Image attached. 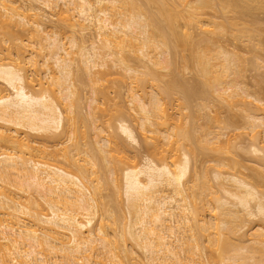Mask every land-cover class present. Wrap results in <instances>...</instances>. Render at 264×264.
Listing matches in <instances>:
<instances>
[{"label":"bare ground","instance_id":"1","mask_svg":"<svg viewBox=\"0 0 264 264\" xmlns=\"http://www.w3.org/2000/svg\"><path fill=\"white\" fill-rule=\"evenodd\" d=\"M45 7L55 12H46ZM206 8H212L213 15L216 12L214 16H219L220 20L203 16ZM256 11L264 14V0H0V264H264V189L257 187L264 181V170H259L260 166L255 171V166L242 161L248 165L246 167L240 159H235L233 167H229L234 170L225 171L222 159L232 153L236 143L241 144V141H232L231 136L240 133L220 139L232 123L222 124L211 112L214 122L218 119L222 125L215 122L211 130L201 126L202 130L201 124L196 127L192 114L195 110L198 117L196 110L205 107L203 116L204 113L210 115V108L206 110L210 107V95L213 101L216 97L219 102H215L221 103L220 107L224 105V109L240 108L242 123L250 132V151L264 165V105H258L264 93L261 90V97L254 96L264 79H259L260 76V83L256 80L259 88L254 92L250 90L251 94L249 89L243 88L240 80L243 76L231 78L239 75L244 66L241 63L246 57L241 59L238 54L242 50L237 51L235 47L236 53L229 46L236 55L229 50V44L228 48L221 44L223 40L219 41L221 45L214 44L212 53L208 47L214 38L218 40L211 34L219 32L227 34H222L227 40L232 36L241 44L253 40L255 43L257 38L253 36L264 30L260 28L264 25L257 24H264V20L261 22ZM51 13L57 15L58 28L69 31V35L62 31L66 33V40L50 26ZM238 16L240 20L241 16L247 19L252 16L254 20L248 25L251 21L245 22V17L244 24L239 25ZM14 27L25 35L22 32L14 35L12 28L17 30ZM196 28L202 34L194 38ZM88 30L93 32L94 40L86 45L82 36ZM202 40L201 45L208 41L206 48L210 52L202 50L203 45H199L201 49L196 47ZM262 41H258L261 47ZM235 42L232 44L236 46ZM73 47H77L81 60L71 56L76 52L71 51ZM185 48L186 52L189 50L187 54L181 52ZM128 51L131 56L133 53L134 59L128 57ZM177 55L183 62L179 64L185 65L183 69L189 65L192 80L183 77L179 69L182 66L176 64ZM116 66L120 70H116ZM110 68L115 69L112 74L118 73L119 79L126 82L129 102L137 116L133 117L132 112L128 114L125 107L127 115L119 110L121 113L113 117L111 109L110 119L105 122L107 106L104 105L109 101L103 96L104 101L98 99L101 94L95 96L93 91L97 88L90 87L94 95L89 96L94 101L91 106L96 105L89 106L91 109L88 108V115L84 116H91L87 128L96 130L97 140L93 130V141L83 142L87 128L85 124V130L82 129L85 117L81 115L83 110L80 113L81 100L77 101L80 92L74 84L78 79L74 76L83 70L96 86L94 84L101 79L111 77L108 76ZM159 68H169L168 78ZM225 76L228 80L224 81ZM212 92H216L215 97ZM191 105L188 115L177 111L189 109ZM173 107L176 111H170ZM182 116L191 124L186 121L184 126ZM131 122L140 127L138 135L146 148L140 158L124 148V142L138 141ZM216 125L219 131L212 130ZM32 133L41 134L42 141L34 144L30 138ZM245 136L241 138L244 140ZM90 141L98 146L94 144L92 148ZM240 144L236 149L243 146ZM246 144L241 148L243 151L249 150ZM228 146H231L230 152ZM208 152L217 155L216 166L209 165L214 185L210 182L212 179H208L209 166L195 164L197 155L206 156ZM223 152L227 153L226 157L219 156H223ZM232 158H226L231 165ZM236 162L255 173L248 171L247 174L234 168ZM104 170L106 175L110 174V179L103 176ZM246 175L253 178L246 179ZM257 177L262 181H257ZM107 185L111 186L115 199L109 207L100 200L104 198L101 191ZM120 191L128 215V221L123 220V223L119 217L123 211L117 212L120 206L116 197H121L117 196ZM41 204L46 212L40 209ZM95 216L97 221L93 223ZM246 222H253L255 227L244 231ZM115 223L119 226L113 227ZM117 227L119 230L115 229ZM131 240L135 249L126 243ZM137 247L145 254L144 263L142 258L137 261L136 256L131 257Z\"/></svg>","mask_w":264,"mask_h":264},{"label":"rangeland","instance_id":"2","mask_svg":"<svg viewBox=\"0 0 264 264\" xmlns=\"http://www.w3.org/2000/svg\"><path fill=\"white\" fill-rule=\"evenodd\" d=\"M44 9L46 10V12H52V13L55 12V11H51V10H49L47 7H45ZM56 9H58V8H56ZM207 9H210V10H207ZM211 9H212V8H206V12H205V14H203V16L210 17V18L213 17V18H214L213 20H215V21L218 20V19L220 20V17H219V16H218L219 18L216 16V17H217V19H216V17L214 16L216 12H215L214 15H213V11H214V10L212 9V11H211ZM208 11H209V12H208ZM210 12H211V13H210ZM259 12H261V11H259ZM52 13L49 15V19H50L51 22L48 21L49 24H50V26L52 25L53 28H55L54 30L56 31V33H58L57 35H58L59 37H60V36H63V37H65L64 39L66 40L67 38H66V35H65L66 33H65V32H66L67 30L65 31V29L62 30V28H58V24H60V23L56 24V21H57L56 18H57V17H55V16H57V15H56V14L53 15ZM255 13H256V14H255ZM255 13H254L255 15H257V14H258V16L260 15L259 18H261V22H262V20H264V14L258 13L257 11H256ZM227 14L230 15V13H227ZM229 15H228V16H229ZM230 16H232V15H230ZM241 17H242L241 20L239 19V18H240L239 16L237 17L239 20L236 19V20L240 21V23L237 22L239 25H242V23H243L242 20H244L243 18H245L246 16H244V17L241 16ZM247 18H248V17H246V18H245L246 20H244V21H245V22L248 21V20L251 21L250 23H247L248 25H249V24L251 25L252 20H254V19H252V16L249 17V19H247ZM253 18H255V17L253 16ZM256 18H258V17L256 16ZM55 19H56V20H55ZM211 19H212V18H211ZM255 21H256V19H255ZM54 22H55V24H54ZM257 22H259V20H257ZM51 23H52V24H51ZM262 23H264V22H262ZM243 24H244V23H243ZM257 24H258L259 26L264 25V24H259V23H257ZM252 25H253V24H252ZM54 26H55V27H54ZM259 26H258V28H259ZM59 27H60V26H59ZM14 28H15V27H14ZM56 28H58V29H60V30L58 31V29H56ZM260 28L264 29V26H262V27H260ZM15 29H17L18 31H17V30H14V29L12 28V31H13L14 35H19V34L22 32V31H20V30L18 29V27H16ZM218 30H219V29H218ZM14 31H15V32H14ZM19 31H20V32H19ZM62 31H65V32H62ZM194 31H197V32H198V34H197V32H196V36H193L194 38L199 37V36L202 34V33H200V32L198 31L197 28H196V30H194ZM258 31H260V30H258ZM258 31H257V32H258ZM60 32H61V33H60ZM68 32H69V31H67V33H68ZM87 32H89V30H88ZM87 32L83 34V35H84V36H82L83 38H82L81 36L79 37L78 33H76L77 36H76V34H75V36L78 37L79 40H81V38H82V40L85 41V42L83 41V44H86V45H87V43L89 44V41H90V40H92V39L94 40L93 32H92V31H91L92 33H91V32L87 33ZM257 32H255L254 35H257ZM262 32H264V30L258 32V35H257V36H253V38H255V39L257 38V39H258V40H257V39L255 40V43L257 42V44H258V46H257V44H256L257 47L253 45V44H255V43H253V41H254L253 39H252L253 41H249L250 43H251V42L253 43V44H252L253 47H252V46L249 45V42H248V43L246 42V44H241L240 42H239V43H238V42H235L236 40H234L233 38H231L232 36L229 37L230 40H227L228 37L226 38L224 35H222V34H225V33H222V32H219V33L221 34V35H220V38H219V33H218V34H217V33H216V34L213 33V35L210 33L211 36H217V37H218V40H216V38L212 37V38H214V39L216 40V41H215L216 43H215V42H214V39H213V42H212L213 45H212L211 42H210V44H209L208 41H207V43H208L209 46L207 45V43H205L206 46H205L204 44H202V45H203V48H202V47H201V46H202V45H201V42L204 43V40H202V41H199L200 43H199L196 47H198V48H200V49L202 48V50L204 49V51L206 50L205 52H210V51H211L210 53H212V51L214 50V48H213V50H211L212 47H213V46H216L217 44H220V42H222V40H223L224 42L221 43V44H223V46L225 45V48H228V47L230 46V47H232V48L235 50V52H236L237 48L239 49V50H237V51L242 50V53H241V51H240V52H238V54H241V55H240V56H242L241 59H243V58L246 57V58L244 59L245 61H244V62L242 61V63H241V64L244 65V66H241V65H240V66H241V70H239V75H233V76H231V78L234 77V78H236V79H239V78H241V77L243 76L242 79H240V80L242 81V85L244 84V87H243V88H245L246 90L249 89V92L251 93L252 91L254 92V91L258 90V88H259V84L257 85L256 80L258 81V78H259L260 76H261V78H259V79H264V78H262V77H264V65H262V64H264V63H261L262 61H264V51H262V50H264V45H262V47H261V44H262V43H261V42H260V43L258 42L259 39H260V41L264 40V33H262ZM16 33H17V34H16ZM63 33H64V35H63ZM206 33H207V32H206ZM206 33H205V34H206ZM260 33H262V34H260ZM194 34H195V33H194ZM199 34H200V35H199ZM203 34H204V33H203ZM205 34H204V35H205ZM207 34H209V33H207ZM207 34H206V35H207ZM259 34H260L261 36H260ZM20 35H21V34H20ZM22 35H25V34L22 32ZM68 35H69V33H68ZM68 35H67V36H68ZM225 35H227V34H225ZM202 36H203V35H202ZM202 36H201V37H202ZM228 36H229V35H228ZM21 37L23 38L24 36H21ZM25 37H26V36H25ZM224 37H225L226 39H225ZM260 37H261V38H260ZM194 38H193V40H192L193 42H194ZM210 38H211V37H210ZM191 39H192V38H191ZM219 39H220V40H219ZM224 39H225V40H224ZM231 39L234 40L233 42L237 43L236 46H235V44H232L233 42H232ZM77 40H78V39H77ZM195 40H198V38L195 39ZM211 40H212V39H210V41H211ZM226 40L228 41V43H225ZM219 41H220V42H219ZM227 41H226V42H227ZM229 41H230L231 43H230ZM81 42H82V41H81ZM262 42H264V41H262ZM224 43H225V44H224ZM242 43H243V42H242ZM244 43H245V42H244ZM214 44H216V45H214ZM221 44H220V45H221ZM227 44H229L228 47H226ZM239 44L242 45L243 48H244V47H248V48H247L248 51H249L250 49H252V50L249 51V53H247V52H248V51L246 52L247 49L244 48V50H243V49H242V46H241V48H239V47H240ZM0 45H1V44H0ZM199 45H201V46H199ZM247 45H249V46H247ZM207 46H208L209 48L211 47V48H210V51H208V48H206ZM259 46L262 48L261 51H260V47H259ZM230 47H229V50L232 49V48L230 49ZM235 47H237V48H235ZM76 48H77V47H76ZM76 48L73 47L72 50H71V49H70V50L74 52V50L76 51ZM198 48H197V50H198V52H199L200 50H199ZM205 48H206V49H205ZM249 48H250V49H249ZM254 48H255V49H254ZM256 48H258V49H256ZM253 50H254V52H255L256 54L252 52ZM256 50H257L258 53L256 52ZM77 51H78V50H77ZM77 51L74 52V53L76 54V56L74 55V53H72L73 55H71L72 57H74V59H75V57H77L78 59H79V57H80V56L78 57V54H77L78 52H77ZM188 51H189V50H188ZM188 51H187V52H188ZM204 51H202V52H204ZM231 51L234 52L233 50H231ZM243 51H245V52H243ZM125 52H127V51H125ZM128 52H129V51H128ZM181 52L187 54V52H186V48L184 49V51H181ZM235 52H234V53H235ZM250 52H252L251 55H250ZM130 53H131V52H129V54H128V55H129V56H128L129 58H130V56H131ZM179 53H180V51H179ZM236 53H237V52H236ZM236 53H235V54H236ZM125 54H126V53H125ZM181 54H182V53H181ZM238 54H236V55H238ZM242 54H243V55H242ZM248 55H250V57H249ZM254 55H256V56H255L256 58L253 57ZM132 56H133V53H132ZM132 56H131V58H133ZM177 56H178L177 59L179 60V62H178V60L176 59V64L179 66V65H181V64H179V63L181 62V63L183 64V62H182V60H180L179 55H177ZM240 56H239V57H240ZM161 57H162V56H161ZM184 57H185V56H184ZM186 57H187V55H186ZM251 57H253V58H251ZM259 57H260V58H259ZM131 58H130V59H131ZM248 58H249V59L251 58V61H252L251 64H253V65H254L255 62H258V63H256V65L258 66V68H257V66H255V65H254V68H253V66L251 67V64H250L251 61H249ZM257 58H258L259 61L257 60ZM130 59H129V61H130ZM133 59H134V58H133ZM254 59H255L256 61H255ZM80 60H81V57H80ZM247 60H248V61H247ZM253 60H254L255 62H253ZM75 61H76V62H75ZM75 61H74L75 63H77V64L79 63V61H77V60H75ZM129 61H128V62H129ZM109 62H110V61H109ZM80 63H81V61H80ZM80 63H79V64H80ZM129 63H134V62L131 61V62H129ZM246 63H248V64H246ZM249 64H250V66L248 67ZM259 64H260V65H259ZM80 65H81V64H80ZM82 65H83V63H82ZM82 65H81V66H82ZM245 65H247V68H248L249 70H247V68H245V67H246ZM181 66H182V67H179V69L181 70L180 72L183 73V75H184L183 77H186L187 79L192 80L191 77H193V75H191V72H192V71H190L191 69H190V70L188 69L189 65H188V67H187V66L185 67L186 69H185V68L183 69V67H184L185 65H181ZM259 66H260V67H259ZM190 67H191V66H190ZM243 67H244V68H243ZM250 67H251L252 69H251ZM103 68H104V67H103ZM107 68H108V67H107ZM112 68H113V66H112ZM112 68H110L111 73L108 71V74H109L108 76H111V77H110V78L108 77L107 80H105V78H103L104 80L101 79L102 81H101L100 83H97V82H96L97 84H94V85H96V86H93V82L90 80V78L87 79L86 75L84 74L85 72L83 73V70H82V73H81V71H77V72H78V73H77L78 76H77L76 73H75L76 76H74V77L77 78L78 80H77L76 82L74 81L75 83H74V82H73V83L75 84V89L77 90V92H78V93L80 92V93H79L80 98H79V100L77 99V101L79 102V101L81 100V103H80V102H79V103H80V106H82V107H81L82 109L80 110V108H79V110H80V113H81V111L83 110V111H82L83 113H81L82 116H84V115H85V116L88 115L89 109H91V108H89V106H91V103L93 104V102H94V101H93V102L91 101L92 99H89V96H90V95H91V96H94V95H95V96L98 97V95H96L97 93L101 94V96L99 95L100 98H98V99L103 100L104 98H106V99H108V101H109V102L106 103V105H104V106H107L106 110L108 111V112H107L106 110H104V115H105L104 117H105V118H104V117H103V118L105 119V120H104L105 122H106L108 119H110L109 116H108L109 110H110V112L113 110V111H112L113 113L111 112V113H112V116H113V114H115L113 117H116L117 115H119V114L121 113V112H118V111L120 110V111H122V113H123V112L125 111L124 108L126 107V110L128 111V114H130V113L132 112L131 115H132L133 117H134V116H137L136 113L134 112L133 108H132V103L129 102L130 97H129V94H128V91H127V88H126V85H125L126 82L121 81L122 79H119V76L117 75L118 73H116V71H114L116 74H112V73H113L112 71L115 70V69H112ZM115 68H116V70H120L119 67L117 68V66H116ZM181 68H182V69H181ZM239 68H240V67H239ZM255 68H256L257 70H256ZM80 69H81V68H80ZM157 69H158V68H157ZM157 69H156V70H157ZM78 70H79V69H78ZM158 71H161V72H163V73L165 72L164 74H162V75H164V76H165L166 74H169V68H168V70H164V69H161V70H160V68H159ZM158 71H157V72H158ZM167 71H168V73H166ZM240 71H241V73H240ZM242 71H243V72H242ZM181 73H180V74H181ZM160 76H161V75H160ZM168 76H169V75H166L165 77L168 78ZM240 76H241V77H240ZM78 77H79V78H78ZM88 77H89V76H88ZM105 77H106V76H105ZM165 77H164V78H165ZM75 78H74V80H75ZM164 78H162V79H164ZM186 78H185V79H186ZM227 78H228V77H227ZM227 78H226V76H225L224 81H225ZM44 79H45V78H44ZM243 79H244V80H243ZM45 80H46V79H45ZM45 80H44V81H45ZM89 80L92 82V84H91L90 82H88ZM189 80H188V81H189ZM227 80H228V79H227ZM240 80H239V81H240ZM262 81H264V80H262ZM47 82H48V81H47ZM47 82L45 83L46 85H47ZM160 82H161V83H160ZM244 82H245V83H244ZM255 82H256V83H255ZM258 82H259V81H258ZM158 83L163 84L162 81H159ZM223 83L225 84V82H223ZM259 83H260V82H259ZM90 84H91L92 86H91ZM147 84H148V83H147ZM261 84H262V85H261ZM76 85H77V86H76ZM246 85H248V86H246ZM148 86H149V85H148ZM245 86H246V87H245ZM1 87H2V86H1ZM90 87H92V88H91L92 90H94L95 87H96V88H97V89H96L97 91L95 90V91H93V92H94V93H93V92L91 91ZM93 87H94V88H93ZM256 87H258V88L256 89ZM260 87H261V89H260L259 91L254 92V96H256V95L258 94V96H257L258 98L261 97L262 93H264V83L261 82V83H260ZM148 88H149V87H147V89H148ZM149 89H150V88H149ZM253 89H254V90H253ZM76 90H75V91H76ZM250 90H252V91H250ZM261 90H262V93H259V92H261ZM90 91H91V92H90ZM237 91H238V90H237ZM91 93H93L94 95H92ZM175 93H176V92H175ZM175 93L172 94V95L174 96L173 98L176 97ZM212 93H213V92H212ZM177 94H178V93H177ZM251 94H252V93H251ZM259 94H260V95H259ZM79 95H78V96H79ZM209 95H210V94H209ZM212 95L215 97V96H216V92H215V94L213 93ZM242 95H243V94H242ZM91 96H90V97H91ZM102 96H103L104 98H103ZM210 96H211V95H210ZM210 96H209L210 100H211V98H212V101H210V100L208 99L210 103L207 102L208 100H205V101L210 105V107H209V106L206 107V108H208V109H206V110H208V111H209V108H210V115H209V116H208L207 114L204 113V116H206V117H204L203 114H202V113L204 112L203 110H204L205 107L203 108V110H202V109H201V110H199V109L196 110V113H197V114H200L198 117H197L196 114H194L195 110H193L194 112H192V114H193V116H194V118H193L194 120L191 118L192 115H190V116H191L190 118H191L194 122L197 123V124H196V127H197V125H198V123H199V124H201L200 127H201V126L205 127L204 130H207V127H208V129L210 128V130H211V127H212V125H213L215 122H217L219 125H222L223 122H224V124H225V122H226L228 125H230L231 123H232L233 125H232V126L230 125V126H228V127L225 128V130L227 129V131H226L227 133L225 132L224 135L222 134V135L220 136V139H221V137H222V139L224 140V139H226V138H223V137H227V136H229V134H231V133L233 134L234 132H235V133H240V134H241V132H242L241 135H246V136L244 137V140L241 138V135H240V134H236V135L234 134V135H235L236 137H237L238 135H240L239 137H240L241 139H240L239 137L236 138L234 135H232V136H231L232 141H235V142H237V141H241V144L238 142V143H236V144H237L236 147L233 145L234 147H232V153H231V154L229 153L227 157L224 156L225 154L227 155V153H224V152L221 153L223 156L219 155L220 157H226V158H228V157H229V158H230V157H231V158H232V157L234 158V157H235L234 159L232 158V160H231V161H232V165L230 164L229 159H226V158H223V159H222V158H221L222 161H224L225 164H226V165L224 164L225 166H222L223 168L225 167L224 170L227 171V172H228L229 170H230V171H231V170L233 171L234 169L229 168V167H230V166L233 167V161H234L235 159H236V161H238V160L240 159L241 162L244 161V162L247 163L249 166H252V167L255 166V171H256L257 169H259L260 166H261V168H260L259 170H261V169L264 170V165H262V164H261V163L255 158L254 154L251 153L250 148H249V146H248L249 143L251 142V140H250L251 137L248 136V133L250 134V132L247 130L248 128H246V127L244 126V124L242 123V120H243V119H242V117H240V115H241V113H242V112H241L242 110L240 111V108L238 109V108H236L235 106H233V107L236 108V109L231 108V111H229L230 108H229V109H226V108L224 109V105H223V106L221 105V107H222V108H221V107H220V104H221V103L217 104L219 101H217L216 97H215V99H214V101H213V97H212V96L210 97ZM254 96H253V97H254ZM262 96H264V95H262ZM76 97H77V95H76ZM101 97H102L103 99H102ZM177 97H178V95H177ZM250 97H251V96H250ZM77 98H78V97H77ZM91 98H92V97H91ZM173 98H172V100H173ZM206 99H207V98H206ZM247 99H250V98L248 97ZM251 99H252V98H251ZM89 100H90V101H89ZM179 100H180V99H179ZM179 100H178V101H179ZM195 100H197V99H195ZM198 100H199V101H200V100L202 101L201 98H198ZM215 100H216L217 103L215 102ZM88 101L90 102V104H88ZM103 101H104V100H103ZM199 101H196V102L199 103ZM105 102H106V101H105ZM192 102H195V101L192 100ZM206 102H205V103H206ZM253 102L256 103L257 101L253 99ZM253 102H252L251 104L254 105ZM108 103H109V104H108ZM172 103L175 104V103H176V100H175L174 102H172ZM202 103H203V102H202ZM211 103H212V104H216L215 107H216V106H217V107H216V108H215V107H212ZM259 103H260V104H258V102H257V104L260 105V106H261V105H264V97L261 98V100H260ZM87 104H88V105H87ZM195 104H196V103H195ZM95 105H96V104H94V105H92V106L94 107ZM192 105H194V103H193ZM192 105L190 106L189 109H186V108H188V107H186V108H184V109L179 108V109H181V110H177V111H183V114L188 115L190 109H192ZM196 105H197V104H196ZM78 106H79V104H78ZM92 106H91V107H92ZM116 106H117V107H116ZM118 106H119V107H118ZM194 106H195V105H194ZM213 106H214V105H213ZM111 107H114V108H111ZM183 107H184V106H182V108H183ZM218 107H219V108H218ZM262 107H264V106H262ZM88 108H89V109H88ZM108 108H110V109H108ZM116 108H117V109H116ZM118 108H119V109H118ZM211 108H212V111H211ZM214 108H215L216 110H215ZM217 108H218L219 111H220V114H219V115H217V114L219 113V111H217V110H218ZM111 109H112V110H111ZM172 109H173V110H170V111H174V109H175V111H176V108L173 107ZM130 110H131V111H130ZM213 110H214V112H213ZM225 110H228V111H225ZM85 111H87V112H85ZM97 111H99V109H97ZM114 111H115V112H114ZM191 111H192V110H191ZM197 111H201V113H198ZM216 111H217V113H216ZM211 112H212L213 114H214V113L216 114V118H218V119L220 118L219 121H221L222 124H220V122L218 121V119H216L217 121L214 122L215 119L211 118V117H212V116H211V114H212ZM86 113H87V114H86ZM105 113H106V114H105ZM116 113H119V114H116ZM125 113H126V115H127V112H124L123 114L125 115ZM174 113H175V112H174ZM181 113H182V112H181ZM208 113H209V112H208ZM89 114H90V113H89ZM183 114H181V115H183ZM213 114H212V115H213ZM175 115H176V114H175ZM177 115H178V114H177ZM177 115H176V116H177ZM186 115H184V117H185ZM201 115H202L203 117H200ZM85 116H84V117H85ZM112 116H111V114H110V117H112ZM176 116H175V118H174V117H173V118L176 119ZM210 116H211V117H210ZM217 116H219V117H217ZM84 117H83V118H84ZM89 117H91V116H88V118H87V117L84 118V120H85V121H84V124H83L84 127L82 126V127H83V128L81 127L82 129L85 128V124H86V128H87V125H89L88 123H89V121H90V119H91V118L89 119ZM127 117L129 118V116H127ZM178 117H179V116H178ZM178 117H177V118H178ZM184 117H183V116L181 117L183 120H182L181 118H180V119H181V122H183V124H184V122H185V124H184V126H185L186 123H187L186 121H188V120L186 119V121H185ZM209 117L211 118V120H208ZM185 118H187V116H186ZM188 118H189V117H188ZM214 118H215V117H214ZM112 119H113V118H111V120H112ZM212 119H213V120H212ZM100 120L103 121V120H102V117H101ZM100 120H99V121H100ZM130 120L133 121L132 118H130ZM130 120H129V121H130ZM101 121L98 122V123H101ZM104 121H103L101 124H103ZM114 121L116 122V120H113V122H114ZM115 122H114V123H115ZM188 122L190 123V121H188ZM191 122H192V121H191ZM135 123H136V122H135ZM135 123L131 122V125H132V127H133V124H134L133 129H134V131H135V134L137 135V136H136V137L138 138L137 140L140 142V140H141L140 138H141V137H140V135H138V133H139L141 130H140V127H139L137 124H135ZM192 123H193V122H192ZM104 124H105V123H104ZM104 124H103V125H104ZM190 124H191V123H190ZM215 124H216V123H215ZM218 124H217V125H218ZM103 125H102V126H103ZM136 125H137V127H136ZM193 125H194V124H193ZM217 125H216V126H217ZM219 125H218V126H219ZM242 125L244 126L243 128H242ZM91 126H92V125H91ZM198 126H199V125H198ZM218 126L215 127V128H214V126H213L212 130H213V131H216V130L219 131V127H218ZM103 127H104V126H103ZM194 127H195V125H194ZM203 127H201V129H202ZM234 127H236V128H234ZM91 128H92V129H91ZM91 128H90V126H89L86 130L84 129L85 132H86L87 134H86V137L83 136V137H85V138H82V139H84V140H82L83 142H84L86 139H90V140L93 141L92 138L95 137V135H96V130L93 129V127H91ZM135 128H136V129H135ZM228 128H229V130H228ZM90 129H91V131H89ZM137 129H138V130H137ZM199 129H200V128H199ZM201 129H200V130H201ZM230 129H232V130L234 129L235 131L233 130V132H231L232 130H230ZM93 130H95V131H94V132H95V135H94V133L92 132ZM113 130H115V128H113ZM139 130H140V131H139ZM195 130H196V129H195ZM197 130H198V129H197ZM202 130H203V129H202ZM221 130H222V129H221ZM223 130H224V128H223ZM225 130H224V131H225ZM87 131H88V132H87ZM136 131H137V132H136ZM138 131H139V132H138ZM228 131H230V132H228ZM246 131H248V132L246 133ZM113 132H114V131H113ZM115 132H116V131H115ZM193 132H195V131H194V128H193ZM197 132H198V131H197ZM197 132H195V133L198 134ZM104 134H105V132H104ZM139 134H140V133H139ZM148 134L152 135V133H148ZM226 134H227V135H226ZM87 135H88V136H87ZM120 135H121V134H120ZM198 135H199V134H198ZM225 135H226V136H225ZM122 136H123V135H122ZM79 137H80L79 139L81 140V136H79ZM87 137H88V138H87ZM246 137H248V139H249L250 141H249ZM30 138L33 139L34 144L39 143V141H42V139H43L42 136H41V134H33V133L30 135ZM96 138H97V135H96V137H95L94 139H96ZM119 138H120V140L123 141V142L126 141V140H123V138L121 139V137H119ZM233 138H235L236 140H234ZM98 139H99V138H98ZM96 140H97V139H96ZM96 140H95V141H96ZM47 141H48V140H47ZM87 141H88V140H87ZM92 141H90V142L92 143L91 147L93 148V146H94L95 143L93 144ZM138 141H137V143H136V142L134 143V141H132V142L126 141V142H124V144H126L127 147H126L124 144H123V145H124V148L126 149V151H128V153L131 151L129 154H131V155H135V154H137V155H135V156H138V158H140L141 155L145 153L146 148H144V145H143L141 142H140L141 144H139ZM246 141H248V144H246ZM85 142H86V141H85ZM100 142H102V141H100ZM242 142H244V143H242ZM47 143L50 144L51 142L48 141ZM66 143H67V142H66ZM68 143H69V142H68ZM127 143H129V144H127ZM130 143H132V145H131ZM85 144H86V143H85ZM97 144H98V143H97ZM97 144H95V145H97ZM239 144H240V146H241V145L244 146V145L246 144L245 148L248 147L247 149H249V150L243 151V149H241V148H244L243 146L240 147L241 150H240V149H236V148L239 146ZM87 145L90 146L88 142H87ZM226 145H227V144H226ZM226 145H224V146H226ZM97 146H98V145H97ZM95 147H96V146H95ZM230 147H231V146H230ZM230 147L228 146L229 149H227L229 152H230V150H231ZM128 148H130V149L128 150ZM238 148H239V147H238ZM235 149H236V150H235ZM234 151H235V152H234ZM247 151H248V152H247ZM249 151H250V152H249ZM226 152H227V151H226ZM233 152H234L235 154H233ZM209 153H211V152L206 153V154H207L206 156H205L204 154H203V155L200 154V155H199L200 157L197 155L199 158L196 156V160H197V161H195L196 166L201 167V166H203V165H206V166H203V167H206V168H207V166H209V165L213 166V165H214V162H216V159L214 160V158H215V157L217 158V155L213 152L214 154H213V153H211V154H212V156H213V155H215V156L212 157V156H210ZM138 154H139V155H138ZM250 154H251L253 157H251ZM208 155H209V156H208ZM233 155H234V156H233ZM201 156H202V157H201ZM207 157H208L209 160L207 159ZM200 159H201V160H206V161H205L204 163H202L203 161H202V162L200 161V162H201V163H200V162H199ZM210 159H211V160H210ZM212 159H213L214 161H212ZM224 159H226V160H224ZM237 159H238V160H237ZM227 160H228V162H227ZM247 160H248V161H247ZM234 162H235V161H234ZM241 162H240V163H241ZM244 162H242V164H245ZM228 163H229V164H228ZM236 163H237V164H234V165H235L234 168L237 167V168L240 169V170L242 169L241 172H245V173H247L248 171H249V172L251 171V170H249L250 168H248V169H243L244 167H240L241 164H240L239 162H236ZM255 163H256V164H255ZM257 164H258L259 166H258ZM237 165H238V166H237ZM239 165H240V166H239ZM248 165L245 164L246 167H248ZM214 166H216V165H214ZM214 166H213L212 168H214ZM242 166H243V165H242ZM258 167H259V168H258ZM212 168L209 166V169H210V170H209V175H210V172H211V169H212ZM223 168H222V170H223ZM256 168H257V169H256ZM227 169H228V170H227ZM105 170H106V169H105ZM105 170H104V172H103V173H104L103 176H104L105 178H106V176H107V178H108V176H109L110 174L106 172V173L108 174V175H106V174H105ZM207 170H208V169H207ZM224 170H223V171H224ZM253 170H254V169H253ZM106 171H107V170H106ZM225 171H224V172H225ZM230 171H229V172H230ZM255 171H253V172L255 173ZM207 172H208V171H207ZM249 172H248V173H249ZM251 172H252V171H251ZM253 172H252V174H253ZM257 172H258V171H257ZM257 172H256V173H257ZM261 172H262V171H261ZM261 172H260V173H261ZM248 173H247V174H248ZM261 174H262V173H261ZM261 174H260V175H261ZM209 175H208V179L211 178L212 181H213V178H214V177H213V173H211V175H212L213 178L211 177V175H210V177H209ZM249 175H251V173H250ZM249 175H246V179L251 180V179L253 178V177H251V176H253V175H251L250 178H249ZM254 175H255V174H254ZM258 177H259V176H258ZM258 177H257V178H258ZM109 179H110V176H109ZM259 179H260V181H262V179H264V178H262V179H261V178H258V179H256V180L259 181ZM107 180H108V179H107ZM212 181H210V182L213 183V185H214V184H215V181H213V182H212ZM260 181H259V182H260ZM259 182H257V184H259ZM262 182H264V181H262ZM262 182H261V185L259 184L257 187L261 186V187H259V188L264 189V187H262V186H264V183H262ZM103 187H104V186H103ZM109 187H110V188H109ZM214 188H215V187H214ZM214 188L212 187L213 190H214ZM102 189H103V188H102ZM102 189H101V190H102ZM106 189H107V190H106ZM108 189H109V190H108ZM110 189H111V191H112V188H111L110 185H107V188L104 187V190L101 191V192H103V193H101V194H104V195H103L104 198H100L101 201H102V199H103V202L106 203V204H104V206L107 205V203H108V205H107L108 207H109V204H110L111 202L114 203V201H115L113 195H111V191H110ZM215 189H216V188H215ZM262 189H261V190H262ZM13 190H14V189H13ZM261 190H260V191H261ZM109 191H110V194L108 195ZM262 192H264V191H262ZM120 193H121V191H120ZM120 193H119V195H117V196H120V195H121V197H119V198H121L122 200H120L118 197H116V200L118 201L117 203H118L119 206H120V207H119L120 209H118L117 212L121 210V213H122V211H123L122 215H121V213L119 212V213H120L119 215H121V216H119L120 219H121V223H123L122 221L124 220V222H125V221L127 220V219H126V216H127V218H128V215H127V208H126V205L124 204V201H125V200H124V196L122 195V193H121V194H120ZM218 193L221 195L220 192H218ZM105 194H106L107 196H106ZM109 196H111V197H109ZM101 197H102V196H101ZM112 197H113V200H112ZM111 200H112V201H111ZM40 201H41V200H40ZM119 201H120L121 205H120ZM41 202H42V201H41ZM42 203H43V202H42ZM252 203H253V202H251V204H252ZM43 205H44V204H43ZM107 206H106V207H107ZM110 206H113V205L111 204ZM124 206H125V207H124ZM43 207H44V206H43ZM43 207H42V204H41V208H40V209H42ZM123 207H124V208H123ZM44 208H45V207H44ZM44 208H43L42 210H44V211L46 212V210H45ZM110 208H111V207H110ZM110 208H109V209H110ZM111 209H112V208H111ZM111 209H110V210H111ZM112 210H114V209H112ZM115 210H116V209H115ZM124 210H125V211H124ZM44 211H43V212H44ZM99 211H100V210H99ZM125 212H126V215H125ZM113 214H116V213L113 212ZM123 214H124V217H123ZM96 218H97V216H95V218L93 219V220H94L93 223H94L95 221H97ZM123 218H124V219H123ZM254 218L256 219V217H254ZM254 218H253V219H254ZM127 221H128V220H127ZM116 223L118 224V222H116ZM116 223H115V225H113V227H114V226H119V225H117ZM119 223H120V221H119ZM247 223H248V224H247ZM245 225H246V227H243V229L245 228L244 231H245L248 227H253L254 223H253V222H250V223H249V222H246ZM247 225H248V226H247ZM254 227H255V226H254ZM254 227H253V228H254ZM117 228H118V229H117ZM117 228H115V229H116V230H119V227H117ZM255 229H256V228H255ZM255 229H254V230H255ZM117 237H118V236H117ZM118 239H120V238H118ZM128 240H129V239L127 238L126 241H128ZM131 242H132V240L129 241V243H128V242H126V243H127V245H129L128 247H131V246H132L131 249H135L136 246L134 247V246L132 245L133 242H132V244H131ZM130 244H131V245H130ZM136 249H138V247H137ZM135 251H136V250L133 251V252H134L133 254H131V253H129V252H128V253L131 254V257H132V255H133L132 258H134V257L136 256V257H135V260H136V258H137V261H138V258H142V259H141L142 262H143V261L145 262L146 259L143 258V256L145 257V254H142L143 252H142V251H139V249L137 250V252H135ZM135 253H136V255H134ZM128 258L130 259V257H128ZM144 259H145V260H144ZM130 260H131V259H130ZM132 260H133V259H132ZM139 261H140V260H139ZM144 262H143V263H144ZM146 264H147V263H146Z\"/></svg>","mask_w":264,"mask_h":264}]
</instances>
